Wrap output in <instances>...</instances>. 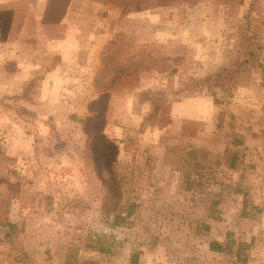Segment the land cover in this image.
I'll list each match as a JSON object with an SVG mask.
<instances>
[{"label": "rangeland", "instance_id": "374dc122", "mask_svg": "<svg viewBox=\"0 0 264 264\" xmlns=\"http://www.w3.org/2000/svg\"><path fill=\"white\" fill-rule=\"evenodd\" d=\"M0 264H264V0H0Z\"/></svg>", "mask_w": 264, "mask_h": 264}, {"label": "crops", "instance_id": "0c3cea01", "mask_svg": "<svg viewBox=\"0 0 264 264\" xmlns=\"http://www.w3.org/2000/svg\"><path fill=\"white\" fill-rule=\"evenodd\" d=\"M217 110L218 105L213 99L203 95H194L173 103V122L182 123V125H184L187 122H193L195 124L201 120L210 121V119H212V125H216V122L220 123L217 118ZM216 137L218 136L212 135V148H210L212 150V157L214 158L223 156V152H225L227 146V139L224 136L220 138L219 141ZM185 141H187V139Z\"/></svg>", "mask_w": 264, "mask_h": 264}, {"label": "trees", "instance_id": "16d2710c", "mask_svg": "<svg viewBox=\"0 0 264 264\" xmlns=\"http://www.w3.org/2000/svg\"><path fill=\"white\" fill-rule=\"evenodd\" d=\"M133 9V8H132ZM105 62V61H104ZM104 95H100V96H98V99H101L102 97H103ZM97 105V102H95V101H93V102H91V106H90V108L92 109V113H94V118L95 119H98V118H100V116H102V114L100 113V109L98 108V106H96ZM95 109H98V110H95ZM96 111V112H95ZM90 118V117H89ZM88 120H90V119H88ZM102 133V132H101ZM96 137H103V134H100V135H98V136H96ZM94 149H96V152L98 153V150H97V148H95L94 147ZM98 159V158H97ZM98 161V160H97ZM134 206L133 205H131L130 207H129V209H128V211L126 212V214H125V217H130V215L132 214V208H133ZM122 220H124V219H122ZM209 250H211V251H213V252H218V253H220V252H222V250H223V246H222V244H220V243H218V242H216V241H212V242H210V244H209Z\"/></svg>", "mask_w": 264, "mask_h": 264}]
</instances>
